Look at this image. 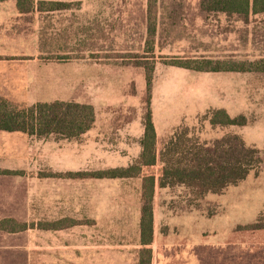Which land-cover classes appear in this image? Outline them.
<instances>
[{"label": "rangeland", "instance_id": "1", "mask_svg": "<svg viewBox=\"0 0 264 264\" xmlns=\"http://www.w3.org/2000/svg\"><path fill=\"white\" fill-rule=\"evenodd\" d=\"M0 2L15 7L6 16L11 26L5 45L27 49L29 105H93L97 123L135 129L144 122L150 70L157 155V164L138 176L96 178L95 172L110 169H99L104 158L87 133L61 141L60 171L45 165L18 183L12 180L10 195L0 197L8 203L0 204V220L73 224L58 232L0 233V264H136L145 175L156 179L151 264H235L258 252L264 257V231L245 230L264 223V72H198L173 64L264 59V13L206 12L200 0ZM215 110L243 116L246 123L212 126L209 114ZM234 135L257 151L258 161L243 180L201 198L184 185H161L165 163L188 160L197 148L212 150ZM139 148L134 143L126 149L133 162L117 168L137 165Z\"/></svg>", "mask_w": 264, "mask_h": 264}, {"label": "trees", "instance_id": "2", "mask_svg": "<svg viewBox=\"0 0 264 264\" xmlns=\"http://www.w3.org/2000/svg\"><path fill=\"white\" fill-rule=\"evenodd\" d=\"M19 2L22 0H18ZM200 6L206 12H221L247 16L248 14L264 13V0H200ZM151 35V33H149ZM175 66L198 72H264V59L255 61H235L223 63L219 61H187L173 63ZM147 109L143 122V136L140 141L141 154L139 162L128 168L110 169L95 172L96 178H130L138 176L143 167L157 164L156 133L151 119L150 92L151 74L146 73ZM95 119L92 106L76 102H41L28 107L16 108L4 100H0V131L20 132L37 138L53 137L56 139H75L85 134L93 126ZM212 126H243V116L231 118L224 110H215L209 114ZM188 160L178 161L162 169L159 181L164 184H180L194 189L198 198L206 193H219L227 185L243 180L250 169L257 163V151L246 146L238 136H228L215 142L212 150L197 148L190 153ZM156 179L153 175L142 177L140 206V250L139 264H151L153 241V197ZM69 219L55 222H39L37 224H18L12 219L0 221V230L20 232L27 229L59 230L70 227ZM245 229V228H244ZM256 233L264 231L262 221L246 227L245 230ZM256 253L246 262L236 261L235 264H264V257ZM263 256V255H262ZM235 262V261H234ZM240 262V263H239ZM224 264V263H223Z\"/></svg>", "mask_w": 264, "mask_h": 264}, {"label": "crops", "instance_id": "3", "mask_svg": "<svg viewBox=\"0 0 264 264\" xmlns=\"http://www.w3.org/2000/svg\"><path fill=\"white\" fill-rule=\"evenodd\" d=\"M8 4H10V2ZM14 8L15 7H11L10 5H5L4 2H0V100H4L10 105L20 107H28L41 102H51L37 101L30 105L28 104L29 98L27 91L29 72L27 60L25 59L27 49L25 47L22 49L20 44L16 46L15 50L10 46L5 45L6 40H8L5 30L7 27L11 26V23L9 22L10 20L9 18H6V16L13 14ZM22 92L23 94H21ZM22 101L25 105L15 104V102ZM90 106L93 108V105ZM94 115L95 119L93 126L86 133L87 140L95 143L96 148H98L95 152L104 158L103 165L99 167V169L127 167L128 164L133 162V155H129L126 149H129L134 143H138L140 147L137 155H135V158H139L141 154L140 141L143 136V125H139L135 129L132 124L120 126L111 124L101 125L97 123L98 116L95 111ZM85 134L81 136H84ZM61 141L68 140L63 139L56 141L46 138H37L20 132L0 131V197L10 195L13 186L11 183L12 180H15L18 183L17 180L28 178V176H26L27 174H33L44 170L45 165L49 170L60 171L61 160L59 143ZM117 145L120 146V151L122 152L119 153L114 149V146ZM53 151H55V154H53ZM64 160L66 159L64 158ZM0 204L7 205L8 203L7 200H2ZM122 209L123 206H121L120 210ZM6 218L15 220L14 217ZM139 223L140 210L138 209L136 222L137 249L140 247ZM61 230L64 229L52 230V232H58ZM28 231L44 232L47 230L37 228L27 229L20 232H7L0 230V233L13 236L25 234ZM138 262L139 260L136 261V264H139Z\"/></svg>", "mask_w": 264, "mask_h": 264}]
</instances>
